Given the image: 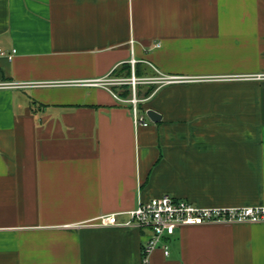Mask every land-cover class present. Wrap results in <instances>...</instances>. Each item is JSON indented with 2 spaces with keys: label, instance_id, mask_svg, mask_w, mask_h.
I'll list each match as a JSON object with an SVG mask.
<instances>
[{
  "label": "crops",
  "instance_id": "0c3cea01",
  "mask_svg": "<svg viewBox=\"0 0 264 264\" xmlns=\"http://www.w3.org/2000/svg\"><path fill=\"white\" fill-rule=\"evenodd\" d=\"M0 50V264H142L148 231L99 220L165 195L264 208V0H0ZM159 75L188 80L138 86L144 127L131 87L65 86ZM166 244L149 264H264V223Z\"/></svg>",
  "mask_w": 264,
  "mask_h": 264
},
{
  "label": "built area",
  "instance_id": "2783aa9c",
  "mask_svg": "<svg viewBox=\"0 0 264 264\" xmlns=\"http://www.w3.org/2000/svg\"><path fill=\"white\" fill-rule=\"evenodd\" d=\"M1 55H5L0 50ZM15 54V51H14ZM13 56L8 55L11 59ZM136 60H131L133 69L137 65ZM236 79V78H233ZM256 79H264L258 77ZM188 78L181 77H168L159 75L157 78H119V77H107L97 78L93 80L83 81H72L65 83V86L73 85L79 87L89 88H103L112 93V89L115 87L126 88L131 87V97L128 100L118 99L119 102L125 105H131L132 116L136 127L147 126L145 117L139 113V104L141 101L137 99V89L139 85L143 84H154V85H172V83H183L187 82ZM29 87H38L42 85L53 86V84H42V83H28L25 84ZM61 85V84H60ZM20 84H8L0 85V89L17 88L23 87ZM129 222L120 223L115 215L102 216L99 220V226H122L126 228H138L143 231H148L149 237L142 250V264H149L151 255L162 249L165 251V255H169V249H167L166 239L175 235L177 229L182 227H192L207 224L216 225H231L237 223H264V208H200L195 204L174 199L169 195L162 196L159 199H152L146 203H139L137 207L132 210L129 214Z\"/></svg>",
  "mask_w": 264,
  "mask_h": 264
},
{
  "label": "water",
  "instance_id": "95a60500",
  "mask_svg": "<svg viewBox=\"0 0 264 264\" xmlns=\"http://www.w3.org/2000/svg\"><path fill=\"white\" fill-rule=\"evenodd\" d=\"M147 116H149V118L151 119V121L154 122V123H158L159 120L161 119V116L160 115H157L153 111H148L147 112Z\"/></svg>",
  "mask_w": 264,
  "mask_h": 264
},
{
  "label": "trees",
  "instance_id": "16d2710c",
  "mask_svg": "<svg viewBox=\"0 0 264 264\" xmlns=\"http://www.w3.org/2000/svg\"><path fill=\"white\" fill-rule=\"evenodd\" d=\"M150 93H151V91L148 92V94H150Z\"/></svg>",
  "mask_w": 264,
  "mask_h": 264
}]
</instances>
